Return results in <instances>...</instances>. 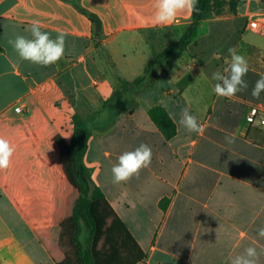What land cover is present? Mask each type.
Masks as SVG:
<instances>
[{
  "label": "crops",
  "instance_id": "crops-1",
  "mask_svg": "<svg viewBox=\"0 0 264 264\" xmlns=\"http://www.w3.org/2000/svg\"><path fill=\"white\" fill-rule=\"evenodd\" d=\"M152 3L0 0V136L15 148L9 168L0 175L8 183L22 182L12 171L31 162L29 150L44 141L46 123L68 144L86 136L83 165L90 189L102 192L130 235L115 226L118 233L110 243L105 244V236L98 242L100 252L114 249V264L134 258L133 264H229L230 256L253 241L258 251L264 250V238L258 235L264 227V118L248 120L251 108L264 111V92L258 99L251 95L264 75V35L245 29L249 15L264 13V0H239L233 16L212 12L198 27L239 21L234 48L248 62V89L230 99L214 93L216 81L211 79L230 56L208 69L190 46L211 33H197L179 47L192 14L153 25ZM84 11L95 15L100 27ZM34 20L53 38L59 31L68 34L65 55L52 66L21 60L8 43L16 35L30 36L26 30ZM179 27L185 29L181 36ZM169 28L176 32V42L166 38V46L154 51L148 34L164 43L162 32ZM28 97L41 114L23 113ZM18 105L21 113L14 110ZM156 106L165 108L177 126L171 139L149 116ZM12 109L15 113H8ZM184 110L197 117L202 134L179 123ZM227 136L234 142L228 143ZM142 143L152 149L150 166L127 183L114 184L111 168L119 155ZM79 240L84 249L92 247L86 220ZM0 264H56L1 185ZM259 264H264V254Z\"/></svg>",
  "mask_w": 264,
  "mask_h": 264
},
{
  "label": "trees",
  "instance_id": "trees-1",
  "mask_svg": "<svg viewBox=\"0 0 264 264\" xmlns=\"http://www.w3.org/2000/svg\"><path fill=\"white\" fill-rule=\"evenodd\" d=\"M224 4V0H198L199 11L192 13L191 23L180 37L178 46H186L196 36L200 24ZM84 12L100 27L95 15ZM25 102L26 110L23 113H42L32 97H28ZM8 113L15 112L12 109ZM149 116L167 140L176 135L177 126L165 108L153 107L149 110ZM44 132L42 144L29 150L33 156L31 162L21 170L12 171L13 175L21 176L22 182L8 183L0 175V185L56 264H114L115 250L100 252L98 242L105 236V244L110 243L118 233L117 228L130 235L108 206L102 192L98 188L90 189V177L83 165L87 137L68 144L47 123ZM88 193L90 199H86ZM166 203L167 200L162 202L164 208ZM111 218L114 221L109 223ZM82 220H86L92 228V247L89 250L84 249L79 240ZM52 230L56 234L54 245L50 244ZM54 246L69 249L60 257L53 252ZM136 259L126 264H133Z\"/></svg>",
  "mask_w": 264,
  "mask_h": 264
},
{
  "label": "clouds",
  "instance_id": "clouds-1",
  "mask_svg": "<svg viewBox=\"0 0 264 264\" xmlns=\"http://www.w3.org/2000/svg\"><path fill=\"white\" fill-rule=\"evenodd\" d=\"M198 0H153V15L151 23L153 25H169L178 21L181 13H196ZM30 36L16 35L14 39L8 41L13 50L21 60L32 64L49 67L58 63L65 55L67 33L57 32L55 38L49 32L42 31L39 20L32 21L26 30ZM230 61L222 71L212 73L211 79L216 81L213 91L218 97L232 98L238 93L248 89V83L244 79L249 71L246 58L238 54L235 48H229ZM264 92V75L255 82L251 95L259 98ZM179 123L188 132L202 134L203 126L198 122L197 117L187 110L181 113ZM228 143L234 142V137L227 136ZM15 152L11 142L0 136V170L8 169L11 158ZM152 162V149L146 144H140L132 151H125L119 155L118 160L111 168L112 182L114 184L127 183L133 177L138 176L142 169L150 166ZM260 238H264V227L258 229ZM249 245L241 254L230 256L229 264H259V257L264 254V250L258 251L257 247Z\"/></svg>",
  "mask_w": 264,
  "mask_h": 264
},
{
  "label": "rangeland",
  "instance_id": "rangeland-1",
  "mask_svg": "<svg viewBox=\"0 0 264 264\" xmlns=\"http://www.w3.org/2000/svg\"><path fill=\"white\" fill-rule=\"evenodd\" d=\"M225 4L213 11V13L217 15L223 16H233L237 12V7L239 5V0H224ZM243 23H245V19L243 18ZM232 22V23H231ZM231 22H221L217 23L210 28L208 24L198 28L197 33L198 35H203L206 33H211L207 36H202L199 39H194L192 45L190 46V50L192 51L193 55L196 57L198 61L203 64L207 65L208 69H212L218 63L220 64L221 60L229 56L228 49L234 48L237 39H238V32L240 28L239 21L235 23V21ZM185 32V29L179 27L178 33L180 36ZM149 33H153L150 31ZM165 40L164 43H160L159 41H155V37L150 36L148 34L149 43L151 47L155 50H162L163 46L165 47L167 44V39L169 38L168 42H176V32L171 28L165 29L162 32ZM179 48V47H178ZM111 75L114 76L112 73ZM52 235L50 236V244L54 245L56 242V234L54 231H51ZM69 248L66 247L64 249H59V246H54L53 252L60 257L67 252Z\"/></svg>",
  "mask_w": 264,
  "mask_h": 264
},
{
  "label": "built area",
  "instance_id": "built-area-1",
  "mask_svg": "<svg viewBox=\"0 0 264 264\" xmlns=\"http://www.w3.org/2000/svg\"><path fill=\"white\" fill-rule=\"evenodd\" d=\"M245 29L250 32L264 35V13L249 15L246 20ZM14 110L16 113H21L23 111V106L18 105ZM256 117L264 118V111L253 107L248 114V120L250 121Z\"/></svg>",
  "mask_w": 264,
  "mask_h": 264
}]
</instances>
